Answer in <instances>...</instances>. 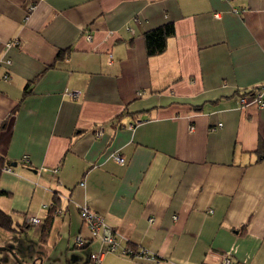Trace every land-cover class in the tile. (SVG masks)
I'll return each instance as SVG.
<instances>
[{
	"label": "crops",
	"instance_id": "crops-1",
	"mask_svg": "<svg viewBox=\"0 0 264 264\" xmlns=\"http://www.w3.org/2000/svg\"><path fill=\"white\" fill-rule=\"evenodd\" d=\"M262 85L264 0H0V264H91L82 205L158 264H264Z\"/></svg>",
	"mask_w": 264,
	"mask_h": 264
},
{
	"label": "built area",
	"instance_id": "built-area-1",
	"mask_svg": "<svg viewBox=\"0 0 264 264\" xmlns=\"http://www.w3.org/2000/svg\"><path fill=\"white\" fill-rule=\"evenodd\" d=\"M34 9V7L29 8V13ZM85 39L87 41L91 40V35L87 34L85 35ZM14 44V42H10L6 44L7 47L11 46ZM111 57H109L110 59ZM9 64V62H7ZM264 93V85L259 86L257 88V93L252 94V95H246L242 98H240V103L245 104L248 100H251L253 102H257L260 107L264 106V102L262 101V94ZM74 96V95H73ZM75 97V96H74ZM190 131H192V128H189ZM113 159L120 165L124 164L125 160L124 158L116 153L113 155ZM28 158L24 157L21 161L23 163H27ZM5 171H10V168H3ZM81 186L83 184H80ZM58 214H61V211H57ZM78 216L81 220V222L86 226L89 232V237L91 240H97L101 244V249L100 251L96 253H91L89 256L90 263L91 264H101L103 260V256L106 253H117L119 252L120 255L132 258V259H137L139 261H142L146 264H158V259L155 257V255L147 252L146 250L142 248H138L137 250L127 247L125 249L119 248L118 244V238L115 230L109 226L106 221L98 214L92 212L87 205H82L78 209ZM23 223L26 224V226H35V225H40L41 219H39L36 216H31V215H25L23 217ZM75 245L77 247H82L84 245V242L82 238L76 237L75 238ZM220 264H232L229 257H223V260L221 261Z\"/></svg>",
	"mask_w": 264,
	"mask_h": 264
},
{
	"label": "trees",
	"instance_id": "trees-1",
	"mask_svg": "<svg viewBox=\"0 0 264 264\" xmlns=\"http://www.w3.org/2000/svg\"><path fill=\"white\" fill-rule=\"evenodd\" d=\"M173 34H174V29L171 24H166V25H163L161 27H158L156 29L146 32L143 35L146 55L149 57H152V56H156V55L163 53L166 47V40L169 37L173 36ZM61 58H63V54L59 53V55H57V57L55 58V62L58 60H61ZM40 76L41 75L37 76L35 79L38 80ZM251 94H253V91H248V92H245L243 96L251 95ZM25 95L26 94L24 93L23 97ZM0 165L1 166L3 165L2 162ZM2 195H4V193L0 191V197ZM54 207L55 206H53L51 210L48 212L46 221L43 224V229L41 231V236H40V241L42 243H44L47 239L50 226H51L50 225L51 219H52L53 214L55 213ZM23 226H26V224L23 223ZM0 228L7 230V231L13 230V224H12L10 217L5 215L1 211H0Z\"/></svg>",
	"mask_w": 264,
	"mask_h": 264
}]
</instances>
